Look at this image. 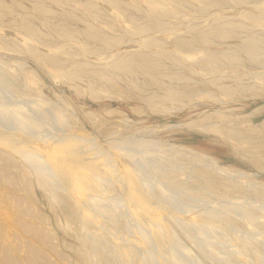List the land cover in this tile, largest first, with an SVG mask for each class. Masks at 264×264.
<instances>
[{
	"label": "rangeland",
	"instance_id": "1",
	"mask_svg": "<svg viewBox=\"0 0 264 264\" xmlns=\"http://www.w3.org/2000/svg\"><path fill=\"white\" fill-rule=\"evenodd\" d=\"M85 1L46 2L53 21L82 31L71 40L34 16L40 35L28 37L22 24L32 0L0 19V40L14 49L0 48V68L12 77L0 79V187L14 196L6 197L13 211L26 213L17 216L20 224L40 233L2 220L13 259L264 264V53L255 61L242 49L255 35L264 51V0H118L119 7L92 0L94 18L84 13ZM146 2L165 8L160 23ZM69 12L74 19L66 20ZM129 16L148 31L137 32ZM227 23L234 25L227 37L196 41ZM89 24L121 42L106 48L88 39ZM225 51L235 59L211 56ZM136 52L159 53L163 73L154 80L107 66ZM40 54L85 64L88 74L69 78ZM167 89L186 93L170 100ZM44 148L61 158L48 159Z\"/></svg>",
	"mask_w": 264,
	"mask_h": 264
},
{
	"label": "bare ground",
	"instance_id": "2",
	"mask_svg": "<svg viewBox=\"0 0 264 264\" xmlns=\"http://www.w3.org/2000/svg\"><path fill=\"white\" fill-rule=\"evenodd\" d=\"M47 1H52V2H55V3H61L62 1H74V0H32V16L30 15L29 18L26 17L25 19H23V26L22 28H24L23 30L25 31V33L28 35V37H37L39 38V35H40V32L38 31L39 29H37L34 24L32 23L31 21V18L30 17H36L41 23L42 25L46 26L49 30L51 31H54L59 37H62V38H65V39H72V38H75V36L77 35V33L81 32L80 35L83 36V33L82 31H74L72 30L71 28L67 27L66 25H60L58 23L55 22V20L53 21V12L51 10V7L49 4H47L46 2ZM101 1V0H100ZM106 2H110V3H113L116 7H119L120 5V2L118 0H104ZM137 1V0H136ZM70 2H67V3H70ZM123 2V1H122ZM49 3V2H48ZM125 3V2H124ZM139 3V2H138ZM80 4V3H79ZM140 4V3H139ZM147 4V8L145 9L146 12H147V15L153 20L155 21L156 23H160V19L158 18V12L160 11H164V7L160 6L159 4H156V3H148L146 2ZM20 6L21 7V2L20 0H12V3L11 5L9 4H5L3 0H0V19L1 17L4 15L5 12H13V9L15 6ZM61 5V4H60ZM129 6H132V7H135L137 8V10L139 8V6L137 5V3L135 2H132L130 1L128 3ZM264 5V4H262ZM81 6V5H80ZM126 7L129 8V6L125 5ZM146 6V5H145ZM83 10H84V13H89L91 15V17L93 16L94 17H98L99 14L97 13V9H96V5L94 4V2L92 0H86L85 3H83V6H82ZM131 8V7H130ZM79 9V7H78ZM114 10H116L115 8H113ZM133 9V8H132ZM123 10H126V9H123ZM136 10V11H137ZM127 11V10H126ZM31 12V11H30ZM102 12V11H101ZM120 11H118L119 13ZM144 12V11H143ZM76 13V12H75ZM124 13V12H123ZM55 14V13H54ZM120 14V13H119ZM166 14V13H165ZM25 15V14H24ZM27 15V13H26ZM25 15V16H26ZM58 15V14H57ZM79 15V14H78ZM106 15V14H105ZM121 15V14H120ZM24 16V17H25ZM57 17V16H55ZM59 17V16H58ZM61 17V16H60ZM123 17V16H122ZM146 17V16H145ZM35 18V19H36ZM75 18V14L73 12H69L68 14H66V20H71V19H74ZM76 18H79L76 16ZM148 18V17H147ZM98 19V18H97ZM163 19V18H161ZM63 20V19H62ZM81 20V18H80ZM123 20H124V17H123ZM145 20V19H144ZM36 21V20H35ZM65 21V20H64ZM63 21V22H64ZM99 21V20H98ZM101 21V20H100ZM109 21V20H108ZM129 21L131 23H133V25L135 26V28L137 29L136 31L139 32H144L145 30L148 31V27L149 25L148 24H142V23H138L132 16H129ZM34 22V21H33ZM67 22V21H66ZM70 22V21H69ZM68 22V23H69ZM95 22V20H94ZM93 22V23H94ZM105 22V21H104ZM86 23V22H85ZM92 23V22H91ZM152 23V22H151ZM149 22V24H151ZM217 23V22H216ZM220 23V22H219ZM234 23V25H236L235 22H232ZM84 24V23H83ZM154 24V23H153ZM238 24V23H237ZM2 25V24H1ZM104 25V24H103ZM108 28H109V24H105ZM148 25V26H147ZM233 24H218V25H213V27H211V29L207 32H204L202 34H200L197 38H196V41H198V44L199 42L201 43H207L209 42L210 38L212 36H215V37H227L232 30H230L229 27H232L233 29ZM98 27L96 28H93L90 24L88 25V27L86 28V31H85V34L86 37L88 39H91V40H95L99 43H101V45H103L104 47L108 48L114 44H117L119 42H121V38H116V37H112V36H109L107 35V33L103 30V29H97ZM113 28V27H112ZM106 31H108L106 29ZM145 31V32H146ZM110 32V30H109ZM234 32V31H233ZM25 34V35H26ZM234 34V33H233ZM84 37V36H83ZM219 39V38H218ZM222 39V38H221ZM193 41V40H192ZM195 41V42H196ZM264 41V40H263ZM147 44V42H145ZM185 46H189V45H192L191 43H182ZM13 45V44H12ZM147 46V45H146ZM11 48L12 50L13 47L8 45L7 43H5L4 41H1L0 40V48ZM117 47V46H116ZM242 49L243 51L249 55V57L252 59V60H255V61H259L260 57L263 56V48H262V45H261V42L254 36H248L247 39L245 40L243 46H242ZM241 49V50H242ZM73 51V50H72ZM138 51V50H137ZM239 51V49H238ZM163 53V52H162ZM164 53H167V52H164ZM159 53H131V54H124V55H115L113 56L112 59L109 60V63L107 64V66H109V69L114 71V70H119L121 72H125V73H141V75L139 76H149L151 79H157V75H160L163 73V70L160 66V63L158 62L156 56L158 55ZM113 55V54H112ZM111 55V56H112ZM167 55V54H166ZM169 56V55H168ZM212 58L216 61L218 60L219 57H222V58H225V59H228V60H232V59H235L236 55L234 53H231V52H222V53H215L213 52L212 53ZM166 57V56H165ZM70 58V56H69ZM38 59L40 60H46V61H49L53 66H55L56 68L58 69H61V70H64V75L69 77V78H72L74 76H78L82 73H87L88 70L86 69L85 67V64H76L74 61L73 62H70L71 65H66L64 61H61L59 58L55 57V56H52V55H43V54H40ZM168 59H170V57H168ZM239 62V61H238ZM240 64V62H239ZM67 66V67H66ZM106 66V65H105ZM107 68V67H106ZM59 70V71H61ZM97 71H92V73H95ZM106 72V71H105ZM104 71H100V75L104 78L106 77L105 76V73ZM118 72V71H117ZM7 73V72H6ZM5 72L2 71V69L0 68V79L1 80H8L9 83H11L10 80H12V77L11 74H9L10 76H8ZM178 73V72H177ZM88 74V73H87ZM114 74V72H113ZM262 74V73H261ZM128 75V74H127ZM134 76V75H133ZM174 76V75H173ZM257 76V75H256ZM166 77V76H165ZM259 77V75H258ZM27 81L28 82H33V77L32 75L29 73L28 74V77H26ZM159 78V77H158ZM167 79V78H166ZM182 79V78H181ZM180 79V80H181ZM174 80V79H173ZM172 81V80H171ZM140 82V81H139ZM138 82V83H139ZM150 82V81H149ZM237 87V86H236ZM240 87V86H239ZM226 88V87H225ZM224 88V92L225 94L228 92V88L225 89ZM238 88V87H237ZM257 88V87H255ZM254 88V89H255ZM258 89V88H257ZM260 90V88H259ZM168 93H167V99L170 98V100L186 93L182 90H178V89H167ZM203 92V91H202ZM190 94V93H189ZM215 96V95H214ZM219 96V95H218ZM221 98V97H220ZM175 100V99H174ZM264 123V122H263ZM257 125V124H256ZM264 126V125H263ZM239 129V128H238ZM248 130V129H247ZM254 130V128H253ZM264 130V129H263ZM242 133H244V131H242ZM258 133V132H257ZM256 133V134H257ZM263 133V132H262ZM245 134V133H244ZM255 134V133H253ZM260 134V133H259ZM258 134V135H259ZM246 135V134H245ZM262 135V134H261ZM228 136V135H227ZM251 136V135H249ZM253 136V135H252ZM251 136V137H252ZM245 137V136H244ZM247 137V135H246ZM245 137V138H246ZM236 138V137H235ZM45 149V148H44ZM42 150V151H39L40 154L44 155L45 157H47L48 159H56L57 161L59 160V158H61V153H57V152H54L52 149H45V150ZM6 158V157H5ZM7 160V159H6ZM2 185V184H0ZM8 197L10 199V201L13 202L14 200V196L11 194V192L8 190V189H3V187H0V224H2V220L3 221H9L11 222V226H14L15 225L18 227H20L21 231H24L25 233L27 232H30L31 231V234H34L36 236H39L40 233H39V230H37V228L34 229V227H32V225H27V224H24L23 222H21L20 224V220L18 219L17 216H26V213L23 212V208L22 209H18L15 211H13V205L10 204L9 201H7L8 199L6 198ZM16 202V205L18 204L17 202V198L15 199ZM86 202V201H85ZM20 205V204H18ZM17 218V219H16ZM6 222V224H7ZM8 222V224H9ZM15 224V225H14ZM7 226V225H6ZM10 228V227H9ZM9 228L8 227H4V230L0 229V255H1V258L5 261L6 264H20V262H16L13 258V255H12V252L15 251V246H13L12 242H14V240H10V235H9ZM33 229V230H29V229ZM11 230V229H10ZM14 231V230H13ZM12 232V231H11ZM10 232V233H11ZM42 233V232H41ZM15 235V234H14ZM49 235V234H48ZM16 236V235H15ZM21 236V235H20ZM17 237V236H16ZM19 238V237H18ZM17 239V238H16ZM44 241H47V238L46 237H43ZM26 240V239H25ZM52 240V239H51ZM21 240L19 239V242ZM43 241V240H42ZM50 242V241H49ZM24 243V241H23ZM28 243H24V248H28L29 246L27 245ZM41 244V243H40ZM15 245V244H14ZM22 245V246H23ZM18 249H22L20 243L17 245ZM38 250V249H37ZM27 254V253H26ZM30 254V253H29ZM32 254V253H31ZM37 254V253H36ZM35 255V254H32V256ZM35 257V256H34ZM39 258V256L37 257V259ZM45 259V258H44ZM31 257L29 258V256H24V261L22 264H30L31 262ZM39 261V260H37ZM45 261V260H44ZM47 261V260H46ZM38 263V262H37ZM40 263V262H39ZM3 264V262H2ZM32 264V263H31ZM36 264V263H35Z\"/></svg>",
	"mask_w": 264,
	"mask_h": 264
}]
</instances>
